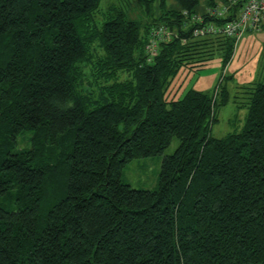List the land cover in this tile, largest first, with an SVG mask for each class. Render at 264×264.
<instances>
[{
	"label": "trees",
	"instance_id": "16d2710c",
	"mask_svg": "<svg viewBox=\"0 0 264 264\" xmlns=\"http://www.w3.org/2000/svg\"><path fill=\"white\" fill-rule=\"evenodd\" d=\"M136 1L161 12L112 4L96 22L100 0H0V264H264V82L243 128L212 136V95L166 92L236 39L181 28L199 0ZM160 25L177 36L149 61ZM172 137L156 188L122 180Z\"/></svg>",
	"mask_w": 264,
	"mask_h": 264
},
{
	"label": "rangeland",
	"instance_id": "374dc122",
	"mask_svg": "<svg viewBox=\"0 0 264 264\" xmlns=\"http://www.w3.org/2000/svg\"><path fill=\"white\" fill-rule=\"evenodd\" d=\"M96 22L102 20L104 12L114 4L125 10L129 17L152 19L160 14L157 2L152 3L150 14L136 0H100ZM208 0H199L192 13L203 15L210 6ZM192 26L190 22L189 26ZM229 61L224 62V49L214 51L212 57L198 69L182 67L177 71L166 92L167 99L181 98L193 89L212 95L216 99V121L211 126V135L222 138L234 130H241L246 118L247 86L264 82V28L251 30L236 39ZM223 95L226 101L222 102ZM26 140L19 139L18 147H25ZM179 140L172 137L169 145L158 155L137 157L124 167L122 180L134 188L153 189L157 187L161 161L174 152Z\"/></svg>",
	"mask_w": 264,
	"mask_h": 264
},
{
	"label": "built area",
	"instance_id": "2783aa9c",
	"mask_svg": "<svg viewBox=\"0 0 264 264\" xmlns=\"http://www.w3.org/2000/svg\"><path fill=\"white\" fill-rule=\"evenodd\" d=\"M181 28L190 31L194 38L208 35H223L228 38H239L241 34L251 30L264 28V0H216L207 7L203 15L182 11ZM192 22V26L185 29ZM177 36L166 25L153 27L145 46L148 60H152L158 52L160 42ZM186 43V38H180Z\"/></svg>",
	"mask_w": 264,
	"mask_h": 264
},
{
	"label": "crops",
	"instance_id": "0c3cea01",
	"mask_svg": "<svg viewBox=\"0 0 264 264\" xmlns=\"http://www.w3.org/2000/svg\"><path fill=\"white\" fill-rule=\"evenodd\" d=\"M244 35V33L243 34H241V36L238 38V39H241V37Z\"/></svg>",
	"mask_w": 264,
	"mask_h": 264
}]
</instances>
